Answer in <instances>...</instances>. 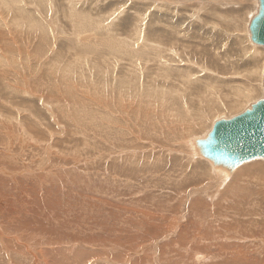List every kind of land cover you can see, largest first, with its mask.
Returning a JSON list of instances; mask_svg holds the SVG:
<instances>
[{"label": "rangeland", "instance_id": "1", "mask_svg": "<svg viewBox=\"0 0 264 264\" xmlns=\"http://www.w3.org/2000/svg\"><path fill=\"white\" fill-rule=\"evenodd\" d=\"M255 2L0 0V264H264V175L190 145L262 95Z\"/></svg>", "mask_w": 264, "mask_h": 264}, {"label": "water", "instance_id": "2", "mask_svg": "<svg viewBox=\"0 0 264 264\" xmlns=\"http://www.w3.org/2000/svg\"><path fill=\"white\" fill-rule=\"evenodd\" d=\"M248 23L250 40L264 47V0ZM263 95L239 114L215 120L207 133L193 140L201 157L213 166L232 171L253 158L264 159V71Z\"/></svg>", "mask_w": 264, "mask_h": 264}, {"label": "bare ground", "instance_id": "3", "mask_svg": "<svg viewBox=\"0 0 264 264\" xmlns=\"http://www.w3.org/2000/svg\"><path fill=\"white\" fill-rule=\"evenodd\" d=\"M249 6V5H248ZM255 8H257V3L255 2ZM253 9V8H252ZM252 42V41H251ZM250 45H251V48H249V49H247L246 47H243V49H242V51L240 52V55L241 54H243L244 52H249V53H252L251 55H250V57L248 58L249 60H254L255 58H257L258 56H262L263 57V59H262V64H263V62H264V47H262L261 45H259V44H255V43H250ZM205 55H207V57H208V60H209V63H211L212 65H216L215 63H216V59H218V57L220 56L219 54H218V52H213V54H208L206 51H205ZM220 60V59H219ZM218 60V61H219ZM248 60V61H249ZM247 61V60H246ZM214 62V63H213ZM254 62V61H253ZM248 64V63H247ZM253 66L252 67H254L255 66V63L254 64H252ZM255 68V70H254V72L252 73V75L250 76V78L251 79H253V80H255V79H258V77H259V79L261 78V76L260 75H258L259 73L257 72V74H256V68L257 67H254ZM248 69V68H247ZM246 69V70H247ZM260 70V69H259ZM264 71V70H263ZM256 75H258V76H256ZM175 79H177L176 77H174ZM262 79H263V75H262ZM256 91V88H254V87H248V89L246 90L245 89V93H246V95L248 96V95H250L251 96V94L252 93H254ZM258 91V90H257ZM260 93H261V90H260ZM256 95H259L258 93L256 94ZM261 95V94H260ZM259 95V96H260ZM262 95H263V92H262ZM261 95V96H262ZM260 96V97H261ZM250 106V105H249ZM248 106V107H249ZM219 118H222V117H219ZM226 118H228V117H226ZM218 119V118H217ZM216 119V120H217ZM215 121V120H214ZM213 121V122H214ZM213 122H212V124H213ZM212 126V125H211ZM211 128V127H210ZM207 131H209V130H207ZM207 131L204 133V135L207 133ZM203 135V136H204ZM202 137V136H201ZM196 138H200V137H195V138H192L191 139V143H190V145H191V148H192V151H193V154L195 155V156H199V157H201L200 155H199V153L197 152V150H196V148H195V146H194V144H193V140L194 139H196ZM196 152V153H195ZM255 158H253V161H255V163H249L251 160H248L246 163L244 162L243 164H240V166L239 167H241V166H244L242 169H245L247 172H254L255 173V175L256 176H254V177H257L259 174H261V176H262V174L264 175V171H263V169L262 168H264V166L262 165V164H259V165H256L258 162H256L258 159L256 158L255 160H254ZM206 160V159H205ZM208 161V160H207ZM252 161V162H253ZM209 162V161H208ZM210 163V162H209ZM210 165H211V167H212V169L217 173V175H219V179H220V181H225L226 179H228L229 177H231V175H232V173H233V171L235 170V168L232 170V171H226V170H224V169H222V168H220V167H215V166H213L211 163H210ZM260 166V167H259ZM238 167V168H239ZM256 167L257 168H259L260 169V171L258 172L257 170H256ZM262 167V168H261ZM242 169H238V170H242ZM217 203L218 204H221L220 203V201H217Z\"/></svg>", "mask_w": 264, "mask_h": 264}]
</instances>
